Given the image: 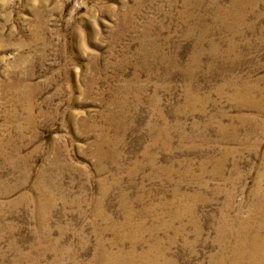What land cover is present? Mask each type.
<instances>
[{
	"label": "rangeland",
	"instance_id": "rangeland-1",
	"mask_svg": "<svg viewBox=\"0 0 264 264\" xmlns=\"http://www.w3.org/2000/svg\"><path fill=\"white\" fill-rule=\"evenodd\" d=\"M231 8L0 0V264H264V0L239 56Z\"/></svg>",
	"mask_w": 264,
	"mask_h": 264
},
{
	"label": "bare ground",
	"instance_id": "bare-ground-1",
	"mask_svg": "<svg viewBox=\"0 0 264 264\" xmlns=\"http://www.w3.org/2000/svg\"><path fill=\"white\" fill-rule=\"evenodd\" d=\"M256 2H257V0H231V6H232L231 11H233L231 13L232 22L229 26H226V29L230 33V38L228 40V48H229L228 50L230 52H232L233 54H235V56H239V54H240L239 48H240L241 44H240L239 38L241 36H244L248 31H252L255 29V25H256V24H254L255 22L249 24L248 22H246L247 21L246 19H247V15L249 14V12L251 13V11L254 10V8L256 7ZM261 38L264 39V31H262ZM245 45L250 46L251 43L247 41L245 43ZM233 88H234V92H233L232 97L234 100L238 101V103L242 102V104H245L247 109H249V110L250 109H257V111L260 112L261 115L264 116V88L259 87L257 85L250 84L248 82L246 83V82L242 81L241 79H239L237 77V75L233 80ZM255 93H257L258 95L260 94L259 98H257V95H254ZM241 116H243V115H241ZM245 117H247L248 119H251V117H249L248 115H245ZM239 241L240 242H239L238 246L241 248L245 247V249H246L247 246L251 245V250L244 251V252H246V254L249 257H255L256 258V256H258V258L259 257L264 258V237L262 238V236H260V234H258V232L256 235L253 236L252 240H247L246 238L242 237L241 239H239ZM261 250L263 252H261ZM133 257H134V255H133ZM144 257H145V255H144ZM108 259H110V258H108ZM125 260H127V259H125ZM254 261H255V259H254Z\"/></svg>",
	"mask_w": 264,
	"mask_h": 264
}]
</instances>
